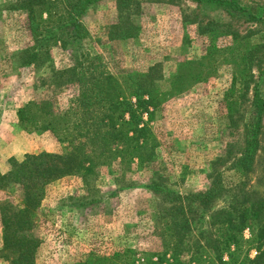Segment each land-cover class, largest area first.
I'll list each match as a JSON object with an SVG mask.
<instances>
[{
    "label": "rangeland",
    "instance_id": "rangeland-1",
    "mask_svg": "<svg viewBox=\"0 0 264 264\" xmlns=\"http://www.w3.org/2000/svg\"><path fill=\"white\" fill-rule=\"evenodd\" d=\"M17 1L0 0V174L25 154L70 149L45 127L17 121L16 110L26 102L51 99L64 108L75 92L55 76L71 65L60 47L50 48L36 67L23 64L30 39ZM234 1L245 12L232 15L190 0H102L87 10L80 47L89 66L116 75L143 74L160 92L168 91L180 69L186 75L195 71L198 78L185 92L167 97L155 113L157 147L150 164L127 172L115 163L95 167L92 175L76 172L46 187L32 230L39 240L35 264H93L123 249L132 250L135 259L153 255V262L162 250L159 228L168 206L154 192L156 184L183 195L204 190L217 174L224 183L237 180L230 166L255 118L253 93L264 100V0ZM208 23L215 31L203 34L200 28ZM243 62L247 85L237 81L229 95L231 76L239 77ZM227 98L234 103L231 110ZM250 183L251 196L264 198V112ZM18 206L16 189L0 191V218ZM219 206L217 201L212 208ZM190 244L183 242L178 254H167L161 264H190ZM12 260L2 246L0 224V264Z\"/></svg>",
    "mask_w": 264,
    "mask_h": 264
},
{
    "label": "trees",
    "instance_id": "trees-1",
    "mask_svg": "<svg viewBox=\"0 0 264 264\" xmlns=\"http://www.w3.org/2000/svg\"><path fill=\"white\" fill-rule=\"evenodd\" d=\"M100 1H17L15 9L23 12L24 29L30 39L23 64L36 67L42 57L47 58L50 48L60 47L69 54L71 65L56 71L55 76L60 84L74 86L75 92L64 108L54 105L51 99L36 98L16 110L19 123L45 127L58 141L67 142L70 149L59 154H25L0 174V191L16 189L19 193L18 208L9 214L3 212L0 218L1 243L12 253V264H35L39 240L32 230L46 187L76 172L92 175L95 167L115 163L127 172L150 164L157 147L152 127L155 113L167 97L185 92L198 78L195 71L186 75L180 69L168 91L160 92L143 74L124 71L116 75L102 66L86 64L88 54L80 47L86 34L81 21L87 10ZM190 1L232 15L245 12L234 0ZM221 27L227 32L225 26ZM200 31L209 34L215 28L208 23ZM245 65H238L239 77L232 74L229 95L237 81L240 86L247 85ZM224 103L227 110L234 106L228 98ZM251 106L253 124L246 129L243 148L230 166L237 180L224 183L217 174L204 190L183 195L156 184L154 192L168 205L159 228L163 242L160 254L155 253L151 262L153 255L142 253L135 259L132 250L123 249L106 258H95L93 264H161L167 254L176 256L188 239L192 242L188 248L193 249L190 264H264V198L251 196L250 183L264 112V100L257 91ZM217 201L220 206L212 208ZM195 208L200 212L196 213ZM250 251L254 253L251 258Z\"/></svg>",
    "mask_w": 264,
    "mask_h": 264
}]
</instances>
